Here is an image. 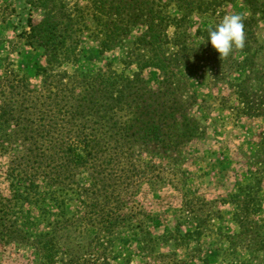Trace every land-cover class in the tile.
<instances>
[{
    "label": "trees",
    "instance_id": "16d2710c",
    "mask_svg": "<svg viewBox=\"0 0 264 264\" xmlns=\"http://www.w3.org/2000/svg\"><path fill=\"white\" fill-rule=\"evenodd\" d=\"M26 2L30 13L20 37L42 52L45 64L32 81L0 54L5 61L0 74V156L6 157L10 190L9 195L0 193V243L31 245L35 264H111L119 257L115 244L130 240L137 243V254L154 256L159 241L167 238L152 234L149 216L126 191L132 180L143 179L173 183L178 178L197 226L175 238L200 235L219 212L185 187L190 175L183 168L186 148L208 135L195 115L202 97L191 82L208 77L215 87L223 84L230 90L223 106L232 94L237 102L229 109L264 117V40L259 35L264 0ZM9 9L14 10L0 7V49L6 42L2 27ZM226 14L244 18L245 45L221 60L206 41L209 28L219 22L193 28L192 21ZM85 34L102 53L122 49L125 67L134 65L136 71L128 74L112 62L96 71L78 69ZM151 68L159 71L156 87L144 76ZM260 140L264 153V131ZM166 174L172 177L166 179ZM254 190L243 196L241 188L232 197L239 208L246 207L235 215L238 234H225L228 253L249 230H255V238L260 236L259 223L249 220L251 213L260 211ZM73 200L79 205L70 212L67 206ZM196 200L201 210L208 207L205 214L196 212ZM28 206L38 209L39 216L26 211ZM43 222L47 230L35 231ZM83 224L94 230L86 247L61 242V231ZM119 264H130V259Z\"/></svg>",
    "mask_w": 264,
    "mask_h": 264
},
{
    "label": "rangeland",
    "instance_id": "374dc122",
    "mask_svg": "<svg viewBox=\"0 0 264 264\" xmlns=\"http://www.w3.org/2000/svg\"><path fill=\"white\" fill-rule=\"evenodd\" d=\"M5 5L14 10L9 9L7 21L2 27L6 42L2 45L0 54L12 63L14 69L27 73L32 81H36V69L45 64V59L41 51L26 45L20 37V33L27 27L29 5L26 0H0V7ZM34 17L37 18V15ZM222 17H196L192 26L195 28L203 22L216 23ZM140 31L141 28H138L135 33ZM259 35L264 40V25L259 30ZM123 57L122 49L102 53L98 43L85 34L82 37L81 56L76 67L81 71H96L112 62L116 69H125L128 74L134 73L136 66L125 67ZM4 67L5 61L2 60L0 74ZM68 69L72 70L73 66ZM144 76L151 86H157L158 70L147 69ZM236 77L234 75L232 78ZM191 85L202 97V101L194 110L195 115L207 127L208 135L204 140L194 141L186 148L187 159L183 168L189 171L190 175L185 187L191 188L196 192V196L213 204L211 209L219 213L202 227L200 235L176 240V235L185 236L196 231L197 226L193 214L186 208L190 198H187V194L185 197L183 184L178 178L173 183H157L148 179L132 180L127 193L134 204L149 216L147 225L152 234L167 239L159 241L157 251L150 257L137 254V243L133 240L127 243L118 242L114 250L119 257L112 260L111 264H119L123 258H129L130 264H264V247H259V243L264 241V153L263 147L258 146L264 131V117L244 116L229 109V104L237 102L232 94L227 106H223L222 98L228 97L230 90L223 84L215 87L208 77H198ZM5 158L0 156V193L9 195V183L4 174ZM165 177L169 179L172 176L166 174ZM250 186H254L261 205L260 211L249 215V220L259 223L260 236L255 238V230H249L228 253L230 246L225 234H238L240 228L235 221V215L246 207L243 204V207L239 208L232 197L241 188L244 196L251 189ZM78 205V201H69L67 208L74 212ZM194 206L198 214H205L208 209L205 207L202 211L197 200ZM49 207L55 209L52 204ZM249 207L251 209L253 206ZM26 211L39 216V210L32 206H28ZM45 224L39 223L35 231L47 230ZM93 231L92 227L86 224L74 225L66 231H61L59 235L62 243L79 245L76 248L80 249V246L86 247L90 243L94 237ZM128 234H124L127 239L130 237ZM160 254L167 257L160 258ZM35 261L36 251L31 245L17 242L0 243L1 264H35Z\"/></svg>",
    "mask_w": 264,
    "mask_h": 264
},
{
    "label": "clouds",
    "instance_id": "9594fccd",
    "mask_svg": "<svg viewBox=\"0 0 264 264\" xmlns=\"http://www.w3.org/2000/svg\"><path fill=\"white\" fill-rule=\"evenodd\" d=\"M244 18L240 14H226L214 27L209 28L206 41L219 53L221 60L234 49L245 45Z\"/></svg>",
    "mask_w": 264,
    "mask_h": 264
}]
</instances>
